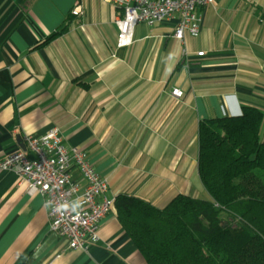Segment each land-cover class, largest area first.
Returning <instances> with one entry per match:
<instances>
[{
	"label": "crops",
	"instance_id": "obj_1",
	"mask_svg": "<svg viewBox=\"0 0 264 264\" xmlns=\"http://www.w3.org/2000/svg\"><path fill=\"white\" fill-rule=\"evenodd\" d=\"M76 3L81 15L72 13ZM199 14L198 36L174 37L176 18L140 22L133 43L120 47L117 8L107 0H0V159L18 150L35 157L27 136L59 127L109 179L110 198L160 209L181 194L210 199L200 124L245 106L264 111V0H215ZM0 264L149 263L116 206L98 243L70 248L50 229L44 196L0 170Z\"/></svg>",
	"mask_w": 264,
	"mask_h": 264
},
{
	"label": "trees",
	"instance_id": "obj_2",
	"mask_svg": "<svg viewBox=\"0 0 264 264\" xmlns=\"http://www.w3.org/2000/svg\"><path fill=\"white\" fill-rule=\"evenodd\" d=\"M199 138L211 198L181 194L160 209L121 194L119 220L149 264H264V111L245 106L240 115L203 120Z\"/></svg>",
	"mask_w": 264,
	"mask_h": 264
},
{
	"label": "built area",
	"instance_id": "obj_3",
	"mask_svg": "<svg viewBox=\"0 0 264 264\" xmlns=\"http://www.w3.org/2000/svg\"><path fill=\"white\" fill-rule=\"evenodd\" d=\"M117 8L118 46L133 43L140 22L156 25L177 19L174 37L184 40L201 30L200 7L215 0H107ZM83 13L80 4L72 9ZM199 55L204 52L200 51ZM176 97L183 91L174 89ZM35 157L18 150L0 159V170H12L27 184L29 194L40 192L48 209L50 229L66 238L70 248L90 250L100 240L102 223L115 209V199L107 195L109 179L94 167L90 155L78 146H67L59 127L43 135H28ZM78 173L76 175L75 173ZM114 252L112 247H109Z\"/></svg>",
	"mask_w": 264,
	"mask_h": 264
},
{
	"label": "water",
	"instance_id": "obj_4",
	"mask_svg": "<svg viewBox=\"0 0 264 264\" xmlns=\"http://www.w3.org/2000/svg\"><path fill=\"white\" fill-rule=\"evenodd\" d=\"M23 149H26V146L25 145H22Z\"/></svg>",
	"mask_w": 264,
	"mask_h": 264
}]
</instances>
